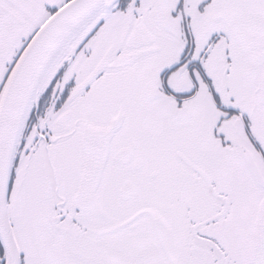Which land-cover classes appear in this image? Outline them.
Wrapping results in <instances>:
<instances>
[{
	"label": "snow or ice",
	"instance_id": "6c2138e0",
	"mask_svg": "<svg viewBox=\"0 0 264 264\" xmlns=\"http://www.w3.org/2000/svg\"><path fill=\"white\" fill-rule=\"evenodd\" d=\"M0 264H264V0H0Z\"/></svg>",
	"mask_w": 264,
	"mask_h": 264
}]
</instances>
